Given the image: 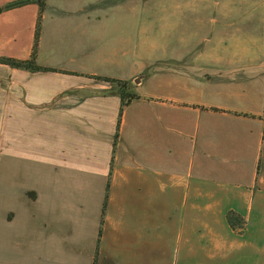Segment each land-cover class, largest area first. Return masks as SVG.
Returning <instances> with one entry per match:
<instances>
[{"label": "crops", "instance_id": "obj_1", "mask_svg": "<svg viewBox=\"0 0 264 264\" xmlns=\"http://www.w3.org/2000/svg\"><path fill=\"white\" fill-rule=\"evenodd\" d=\"M19 1L0 56L28 60ZM161 1L209 43L129 71L144 0H46L54 70L0 64V264H264V0Z\"/></svg>", "mask_w": 264, "mask_h": 264}, {"label": "rangeland", "instance_id": "obj_2", "mask_svg": "<svg viewBox=\"0 0 264 264\" xmlns=\"http://www.w3.org/2000/svg\"><path fill=\"white\" fill-rule=\"evenodd\" d=\"M166 2H143L141 39L139 46L127 50L128 70L136 69L142 61L156 59L169 60L170 57L183 56L182 48H190V55L209 43L207 36L197 34H183L182 18H175L172 12L165 10ZM155 15L156 17H153ZM137 38L140 36L139 26L136 28ZM128 27V34L130 31ZM135 35V34H133ZM129 36V35H128ZM132 60V61H131ZM148 72L149 67L146 69ZM5 157V156H4ZM4 174V176H3ZM5 160L0 162V222L6 213V188H5ZM2 225L0 224V228ZM4 229V226L2 227Z\"/></svg>", "mask_w": 264, "mask_h": 264}, {"label": "trees", "instance_id": "obj_3", "mask_svg": "<svg viewBox=\"0 0 264 264\" xmlns=\"http://www.w3.org/2000/svg\"><path fill=\"white\" fill-rule=\"evenodd\" d=\"M28 1L29 0H22V1H19L17 3H14L11 6H14L17 4H23V3H26ZM39 1H40V6H41V14L39 17V25H38L37 36H36V43L34 46V51H33L32 57L28 60H21V59H16V58H12V57L0 56V64H6V65L13 66V67L28 69V70H32V71H52V70H54L53 68L40 66L37 64V61H36V56H37L38 46H39L40 25H41L42 13H43L44 6L46 3V0H39ZM102 78L104 80H107V81H115L114 79L109 78V77H102ZM117 82L120 85V94H121L122 99L124 101V105H126L128 103V100L130 98H134L135 95H129V93L127 92L128 85H127L126 81L119 80ZM30 196H31V193H30Z\"/></svg>", "mask_w": 264, "mask_h": 264}]
</instances>
